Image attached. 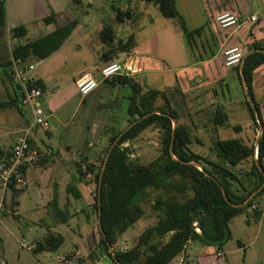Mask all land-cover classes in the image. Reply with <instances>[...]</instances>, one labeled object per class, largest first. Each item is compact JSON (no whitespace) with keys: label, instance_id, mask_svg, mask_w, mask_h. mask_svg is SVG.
Wrapping results in <instances>:
<instances>
[{"label":"rangeland","instance_id":"1","mask_svg":"<svg viewBox=\"0 0 264 264\" xmlns=\"http://www.w3.org/2000/svg\"><path fill=\"white\" fill-rule=\"evenodd\" d=\"M6 1L7 23L4 28H0V57L8 55L10 50L28 40L36 41L45 35L46 26H38L35 21L47 16L49 10L52 12L46 0ZM51 2L59 22L66 23L76 19L79 27L62 50L47 61L30 58L25 66H21L28 68L32 64L34 70L28 76L42 78L46 86L41 103L53 112L49 118L50 130L37 128L36 131H41L39 139L33 137L35 130L30 134V139L36 140L34 147L42 154L48 156L53 152L51 157L56 159L58 168L61 165L58 153L67 157V162H70L74 170L77 167L73 161L78 156V162L86 161L81 164L83 171L89 174L88 166H100L113 134L127 130L128 127L127 108L131 96L129 87H113L102 83L85 98L78 94L75 87L76 81L86 75H92L99 81L100 69L105 65L99 58L104 51L99 34L105 25L114 28L115 41L126 40L130 35H135L140 46L127 54L133 57L134 65L140 70L133 79L145 91L167 92L171 106L180 113L179 123L191 130L193 144L189 147L195 154L219 163L221 161L215 151L217 140L242 139L249 145L257 142L260 129L246 107L245 95L236 71L225 66L221 50L218 59H214L221 47L218 45L217 48L214 44H220L223 36L233 30L222 29L218 25L215 10L224 6L227 10L234 11V0H177L178 10L190 30L205 25L211 48L208 47L206 37L202 39L205 44L203 47L201 40L197 38L199 48H195L194 52L187 45L177 21L163 17L153 4H145L139 0ZM248 2L246 0L247 6ZM254 2L258 3L257 0L252 1L251 5ZM41 3L43 6L47 3L46 14L44 7H39ZM118 10L131 11L132 19L119 23L116 20ZM211 16L214 23L209 20ZM247 18L242 19V22ZM20 25H25L29 34L24 39L15 40L11 37V31ZM228 46L227 44L224 48ZM241 48L244 54L249 52L246 45L242 44ZM121 59L126 58L122 56ZM13 96L14 85L0 72V103L10 101ZM49 100L54 102L55 109L48 108ZM163 104L162 99L157 102L158 106ZM218 110L227 115V126H214L213 119ZM31 113V108L27 105H23L22 111L17 108L0 109V162L6 161L13 145L26 136L32 120ZM126 146L132 150L133 159L148 164L160 154L159 130L150 128ZM255 160H258L256 152ZM251 165L252 161H246L241 166L229 169L240 173L250 170ZM75 177L81 178L77 172ZM32 178L33 183L28 190L23 189L26 191L21 198H27L29 208L35 210L39 208L38 183H42V186L44 184L39 176ZM85 178L86 176L82 180ZM88 178L87 185L92 199L85 183L77 181L83 196L76 198L73 207L83 209V214H79L70 225L63 222L57 224L48 215H39L42 218L39 217L37 223L31 216L21 212L19 214V208L12 203L9 192L5 209L0 214V238L4 245V253L0 252V264L4 259L8 264H115L108 256L100 255L101 251L98 249L101 238L100 221L94 208L97 188L94 175ZM16 185L19 190L25 188ZM154 196L153 194L148 202L141 204L143 217L119 237L116 247L118 251L135 247L144 231L156 225L158 215L152 207ZM189 196L191 193L187 198ZM90 200H93V207ZM256 208L263 212L260 219L252 215ZM59 217L63 221L64 218ZM230 228L232 239L222 250L191 242L186 253L171 264H264V194L256 200L254 207L235 217L230 222ZM50 233L62 234L65 243L56 252L35 254L33 250L37 241H43ZM78 245L82 247L79 248Z\"/></svg>","mask_w":264,"mask_h":264},{"label":"trees","instance_id":"2","mask_svg":"<svg viewBox=\"0 0 264 264\" xmlns=\"http://www.w3.org/2000/svg\"><path fill=\"white\" fill-rule=\"evenodd\" d=\"M139 1L155 5L163 17L177 21L190 49L194 52L195 48H199L197 38L202 42L206 37L205 25L190 30L178 10L177 0ZM129 19H132L131 11L118 10L116 20L119 23ZM57 20V14L52 11L44 19V23L54 25L53 31L39 40L16 46L12 50V59L0 64V72L14 82L15 62L24 64L30 58L44 61L58 52L72 36L79 22L73 19L57 26ZM6 23V3L2 1L0 28H4ZM27 32V28L20 25L12 29L11 37L15 40L24 39ZM99 38L104 46L100 61L105 65L117 61L122 54L132 53L137 46L135 35H130L126 40L115 41L114 28L109 25L102 28ZM206 41L211 48L207 37ZM203 46L205 44L202 42ZM248 50L249 55L242 62L243 71L264 127L260 105L253 91L254 73L264 65V40L254 42ZM236 71L243 86L239 66ZM28 77L29 87L40 89L45 94L46 86L43 80ZM105 83L113 87L117 85L129 87L131 96L127 108V130L113 134L100 166L96 167L94 164L88 166V172L94 175L96 182L94 208L98 216L99 186L102 178L101 238L98 243L100 255L108 256L115 264H171L186 253L191 242H199L222 250L232 239L230 222L254 207L256 200L264 194V129L256 142L257 147L256 143L249 145L242 139L217 140L215 151L222 163H216L195 154L190 149L189 145L193 144L191 130L179 123L180 113L171 106L166 91H145L133 78L127 77H116ZM14 90L15 98L0 103V109L17 108L22 111L24 105L22 88L14 83ZM160 99L165 103L162 106L157 105ZM245 103L259 128L246 95ZM173 120L177 122L175 128ZM213 124L215 127L227 126V115L218 110ZM150 128L159 130L160 154L152 162L142 164L132 158V150L126 145L136 141ZM29 143L33 145L31 139ZM45 157L43 154V159ZM246 161H252L250 170H239L241 172L237 173L229 169L241 166ZM85 162L77 164V172L82 178L87 175L81 164ZM27 168L22 170L24 177ZM10 192L12 203L17 205L15 200L19 192L17 185H12ZM189 193L191 196L187 198ZM153 194L155 196L152 207L158 215L156 225L144 231L135 247L118 251L116 247L119 237L143 217L141 204L148 202ZM252 212L256 219L262 217L263 212L260 208ZM64 243L62 235L50 233L43 241H37L33 251L35 254L56 252Z\"/></svg>","mask_w":264,"mask_h":264},{"label":"crops","instance_id":"3","mask_svg":"<svg viewBox=\"0 0 264 264\" xmlns=\"http://www.w3.org/2000/svg\"><path fill=\"white\" fill-rule=\"evenodd\" d=\"M3 1H5L6 7H7L8 6L7 1L6 0H3ZM46 1L48 2V6L52 9V11H54L57 14L54 6L52 5L51 0H46ZM252 1H256V0H249V2H248L249 4L247 6L246 0H234L235 8H236V9H234V11H229L224 6L218 7L215 10V17L218 14H221L223 12H233L234 14H238L239 16L242 17V19H244V18H247L248 16L250 17L251 15H254V14H256V13H258L264 9V0H257L258 1L257 4H256V2H254L251 5ZM42 6L43 5L41 3V5H39V7L42 8ZM48 6H47V3H46V6H43L45 9V14H46ZM34 10H35L36 16H38L37 15V7L35 5H34ZM50 13H51V11L49 10V14L47 16L44 15L45 17L35 21L38 26H40V25L46 26L47 33L45 35H43L42 37L51 33L53 31V29L55 28L54 25H46L44 23V19L46 17H48L50 15ZM249 17L245 21L243 20V22L241 19V25L239 28H237V29L232 28L233 30H230L229 34H226L223 36L224 39H222L220 41V44L216 43L217 48H219L218 45L221 46L222 48L220 47V49L218 50L217 55L214 57V59L218 57V55L220 54V50H221V52H224V50L227 48H234V47L241 48L242 44L246 45L249 48V46L252 45L254 42L264 40V27H262L264 25V22L260 21L258 23H252L248 20ZM209 20L210 21L212 20V16H211V18H209ZM211 22L214 23L215 21H211ZM64 24H65V22H59V20H57V26H61ZM78 27H79V25H78ZM78 27L75 29V31L72 35L75 34ZM27 31H28L27 32V36H28L29 30L27 29ZM2 36H3V34H2ZM70 38L65 42V44L68 43V41H70ZM28 42H34V41L28 40ZM227 44L229 46L227 48H224ZM139 46H140L139 41H137L136 48H138ZM135 49L133 51H135ZM61 50H62V48L58 52H60ZM248 54H249V52L247 51L245 54V57ZM101 55L102 54H100L99 58L101 57ZM122 56H124L126 59L122 60L121 59ZM122 56L117 61H119L120 63H125V62L130 60L133 62V65H134V61H133L132 56L129 57V56H127V54H123ZM11 59H12V51L10 50L8 55H2V57H0V64H4ZM48 59H46L44 61H47ZM21 65L25 66L26 63L18 64L17 65L18 68L28 69L30 66H33L31 64L29 67L27 66L28 68H26V67H22ZM134 67H135V69L138 70V73H137V75H138L140 70L135 65H134ZM237 67L238 66L228 67V68H234V70L236 71ZM241 68H242V64L239 65L240 73H241ZM236 73H237V71H236ZM136 76H134V77H136ZM88 77H92V75H86V76H84V77H82L76 81L75 87H76L77 91H78V84L81 81L87 79ZM35 78L36 79H42L39 77H35ZM131 78H133V77H131ZM10 82L13 85L15 83V82H12V80ZM103 83L107 85V83H105V82H103ZM101 84L99 86H101ZM241 87H242V91L245 95L244 87L243 86H241ZM253 91L255 94V99L258 102V104L260 105L261 113H262L263 120H264V101H262V98H264V65H262L260 68H258L254 73ZM15 96H16V93L14 90L13 98H15ZM44 97H45V94H44ZM259 101H261V102H259ZM47 105H48V108L55 109L54 108V102L52 100L51 101L49 100V102H47ZM45 110L49 113L50 116L53 115V112L51 110L46 109V108H45ZM39 132H41V131L35 130V134L33 135V137H35L36 140L39 139ZM31 140H32V138H31ZM36 140H32V143H33L32 147L34 146V143H35L34 141H36ZM13 147H14V145H13ZM13 147H12V149H13ZM33 148H35V147H33ZM12 149H11V151H12ZM51 156H53V152H51L50 155L48 154V156L44 154L45 158L44 159L42 158L41 164H40V162H41L40 161L37 165L30 166L27 168L26 173H25V175H26L25 178L27 180V186L25 188H22V190H19L18 197H16V202L18 203L17 206L19 208V214H20V212L25 213L26 215L31 216V218H33V220H36L37 223H38L37 220L39 217H41L43 215H48V216H51L54 219L55 223H57V224L59 222H63V223H67L68 225H70V223L73 222L75 220V218L78 217L79 214H83V209H78V207L76 209V207H73L75 204L74 201H77L76 198H80L83 196L81 189L78 188L77 181H81V182L85 183V188L87 189V192L89 193V196L92 199V195H90V187L87 185V182L89 180L88 177H92V175L87 174L86 178L84 180H82V177L76 178L75 175H76L77 169L74 170L72 168V165L69 164L70 162H67L68 159H66L67 157L65 155H62L60 153H58V155H57V158H59V161L61 164L60 168H58L56 166V161H55L56 159H54V157L52 158ZM77 157L73 161V164L76 167H77V164L80 163V162H78L79 160L77 159ZM42 168H44V169H42ZM77 174H78V172H77ZM32 176L33 177L39 176L40 180L44 184L42 186L41 185L42 183H38L39 187L37 189V198H38L39 203L37 205L39 206V208L37 207L35 210L34 209L31 210L29 208L30 204L28 203L27 198H23V197L21 198V195L23 193H25V191L29 189L30 184L33 183L32 179H34V178H32ZM79 177H80V175H79ZM23 189H26V190H23ZM90 203H91L90 204L91 207H93V205H92L93 200H90ZM57 214H59L60 216H62L64 218L63 221H60V217ZM39 215H41V216H39ZM19 216H21V215H19ZM0 224H1V222H0ZM56 234H59V233H56ZM59 235H62V234H59ZM78 247L81 248L82 245H78ZM0 252L4 253V245H3L1 238H0ZM207 257H209V256H207ZM212 257L213 256L211 255L210 258H212ZM203 258H204V255H203ZM218 259L222 260V258H218ZM200 260H201V257H200ZM6 264H8L7 261H6Z\"/></svg>","mask_w":264,"mask_h":264},{"label":"built area","instance_id":"4","mask_svg":"<svg viewBox=\"0 0 264 264\" xmlns=\"http://www.w3.org/2000/svg\"><path fill=\"white\" fill-rule=\"evenodd\" d=\"M3 0H0L2 2ZM241 16L233 12H223L218 14L215 18L216 22L222 29H237L241 25ZM252 23L264 22V9L248 19ZM225 64L227 67L239 66L242 64L245 54L241 48H227L223 52ZM19 63H14V77L13 80L22 88L24 97L23 104L29 106L32 111V120L26 136L20 139L13 147L10 156L4 162H0V214L5 209V201L12 185H20V187L27 186V180L23 175L24 168L37 165L43 158L37 149L33 148L29 143L30 134L37 128L44 131L50 130L49 113L43 107L41 100L44 97L43 92L37 88H31L28 84V74L34 70L30 66L27 71L18 68ZM138 73L132 61L120 63L114 61L102 67L99 72V81L93 77L81 81L78 84V94L85 98L91 92L99 87L103 82L112 81L116 77H134ZM1 264H6L5 260Z\"/></svg>","mask_w":264,"mask_h":264},{"label":"water","instance_id":"5","mask_svg":"<svg viewBox=\"0 0 264 264\" xmlns=\"http://www.w3.org/2000/svg\"><path fill=\"white\" fill-rule=\"evenodd\" d=\"M249 55V54H248ZM241 77H242V84H243V87H244V91H245V95H246V98H247V101L249 102V104L251 105V108L253 109L254 111V114L256 116V119H258V125H259V136H258V140L259 138L261 137V134L263 132V124L261 123V117L259 115V112L255 106V103L253 101V99L251 98V95H250V92H249V89H248V84H247V81H246V78H245V75H244V71H243V66L241 68ZM173 123H174V128L176 127V121L173 120ZM257 140V142H258ZM258 146V143H256V147ZM258 153L257 151V148H256V154ZM107 159H108V156L105 160V162H107ZM196 166L199 167L198 164H195ZM260 169L262 170V167L259 165ZM201 170L202 168L199 167ZM101 181H102V178H101ZM101 181H100V186H99V221H100V224H101V213H102V202H101ZM255 195V194H254ZM101 230H102V227H101ZM119 264V263H118Z\"/></svg>","mask_w":264,"mask_h":264}]
</instances>
